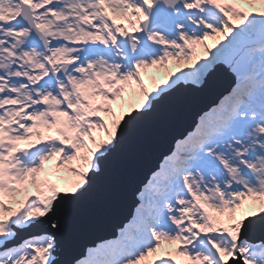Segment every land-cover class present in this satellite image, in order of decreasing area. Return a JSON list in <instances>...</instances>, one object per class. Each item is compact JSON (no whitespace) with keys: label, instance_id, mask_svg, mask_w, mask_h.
Segmentation results:
<instances>
[{"label":"snow or ice","instance_id":"6c2138e0","mask_svg":"<svg viewBox=\"0 0 264 264\" xmlns=\"http://www.w3.org/2000/svg\"><path fill=\"white\" fill-rule=\"evenodd\" d=\"M219 73L114 238L73 255L132 136ZM0 264H264V0H0Z\"/></svg>","mask_w":264,"mask_h":264},{"label":"water","instance_id":"95a60500","mask_svg":"<svg viewBox=\"0 0 264 264\" xmlns=\"http://www.w3.org/2000/svg\"><path fill=\"white\" fill-rule=\"evenodd\" d=\"M220 74L223 73L217 75ZM216 94L217 90L212 86L189 104L195 106L202 102L200 109L204 108L220 96ZM191 112V107L184 106L175 114L166 113L163 117L168 119V124H160L161 117L146 124L139 133L132 136L124 155L110 171L109 185L103 190V195H94L81 208V215L91 217L93 226L79 234L73 255L78 254L86 245H91L93 241L113 237L117 226L126 222L133 211L135 190L160 164L163 156L173 147L174 139L192 126L199 110L194 114ZM67 254V248L63 247L60 259L66 258Z\"/></svg>","mask_w":264,"mask_h":264},{"label":"rangeland","instance_id":"374dc122","mask_svg":"<svg viewBox=\"0 0 264 264\" xmlns=\"http://www.w3.org/2000/svg\"><path fill=\"white\" fill-rule=\"evenodd\" d=\"M254 10V9H253ZM211 43V42H210ZM202 51V50H201ZM150 73H152L153 75H155L156 77H157V79H160L161 77H163L165 74H166V70H164V69H160V70H156V69H150V70H148ZM147 83H149V87H151V82L150 81H146ZM226 83V80H225V82H224V84ZM211 100V99H210ZM186 107H192L193 108V105H191V104H187V105H185ZM199 106H196V107H194L193 108V110L194 111H196V109L198 108ZM24 145V144H23ZM55 163V161H53V163H52V165ZM52 165H45V169H46V171H45V173H42L41 174V177L43 178V177H47L48 179H50V180H53V181H55V178H56V176L55 175H51V174H49V172H50V170H51V168H52Z\"/></svg>","mask_w":264,"mask_h":264},{"label":"bare ground","instance_id":"6f19581e","mask_svg":"<svg viewBox=\"0 0 264 264\" xmlns=\"http://www.w3.org/2000/svg\"><path fill=\"white\" fill-rule=\"evenodd\" d=\"M223 78H221V76H219L218 79H216L215 83L219 86V88H223V86L220 84V81L222 80ZM224 90V89H223ZM53 161L52 162H49L47 165H52ZM56 180V178H55Z\"/></svg>","mask_w":264,"mask_h":264}]
</instances>
